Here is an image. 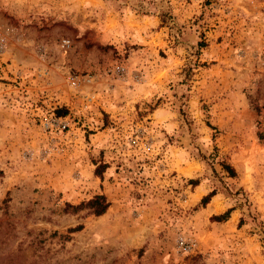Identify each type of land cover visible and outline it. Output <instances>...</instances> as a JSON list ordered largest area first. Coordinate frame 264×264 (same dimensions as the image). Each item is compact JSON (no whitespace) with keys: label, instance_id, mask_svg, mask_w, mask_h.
Masks as SVG:
<instances>
[{"label":"rangeland","instance_id":"374dc122","mask_svg":"<svg viewBox=\"0 0 264 264\" xmlns=\"http://www.w3.org/2000/svg\"><path fill=\"white\" fill-rule=\"evenodd\" d=\"M0 264H264V0H0Z\"/></svg>","mask_w":264,"mask_h":264},{"label":"trees","instance_id":"16d2710c","mask_svg":"<svg viewBox=\"0 0 264 264\" xmlns=\"http://www.w3.org/2000/svg\"><path fill=\"white\" fill-rule=\"evenodd\" d=\"M54 114H55V116L59 117V116H63L65 114V112L61 113V109H56L54 111ZM222 168H223V170H225V172L229 176H233L234 173H233V169L231 167H229L226 164H223ZM100 169L101 168L99 166H96V168L94 170V174L96 176H98V177L101 174ZM213 195H214V192L211 191L210 193H208L207 195L202 197L201 200H200V204L202 206H204ZM81 206H85L88 209V211L90 212L91 215H93L95 217H98V216H101L106 211V209L108 207V203H107V201H106V199H105V197L103 195H95L90 200H88L86 203H84L82 205L80 204L78 207H75V209H77V208H79ZM230 211L231 210L229 209L225 213H223L222 215L212 216V217H210V219L212 221H215V222L226 221ZM77 230H79V227H76L74 229H69L70 232L77 231Z\"/></svg>","mask_w":264,"mask_h":264}]
</instances>
